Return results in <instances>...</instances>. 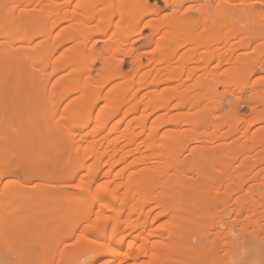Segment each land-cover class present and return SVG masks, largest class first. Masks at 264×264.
Wrapping results in <instances>:
<instances>
[{"label":"bare ground","instance_id":"1","mask_svg":"<svg viewBox=\"0 0 264 264\" xmlns=\"http://www.w3.org/2000/svg\"><path fill=\"white\" fill-rule=\"evenodd\" d=\"M114 1L115 0H104V3L102 4V8H100L101 13L99 12V9H98L99 14H103L105 12L104 11L105 9H103V8H106L107 4H108V6L110 4H111V6H113ZM119 1H121V0H119ZM132 1L133 0H127V2H128L127 3L126 0H123L121 2V5H124L126 3L128 6V4L132 3ZM139 1H143L142 3H144L147 0H139ZM163 1H165V4L167 6V10L168 11L170 10L171 16L170 17H164L163 22H164L165 32H164V34H162L163 36H160V38L155 37L153 39L154 44H151V45L156 44V47L158 48L157 50H159L161 52V55H159L157 57L149 55L150 61H149L148 65H143L141 57L139 55H137V56L135 55L136 58H135V61L133 63L132 70L128 75L126 74L125 78H127V79L125 80V78H124L125 81H123V82H118V83L114 82L115 84L112 85V87H110V89L107 88L108 91H106L105 87L103 88V85L100 86V84H103V83L107 84V82L109 83V80H110L109 77L111 76V74H110V76H106L105 79L101 78L102 80L101 79H100L101 81L99 80L100 83L97 81L99 86H100V87L99 86L98 87L103 88V90L100 91V93H99V90H98V93L95 92V87H94L95 81H93L90 78H89V80L91 82H89V83L94 82V84L92 85V84H85L84 83L86 85V86H84V84H83L84 88L82 87V85L78 84L79 82L76 84L74 83V85L75 86L77 85V87H78V85H80L79 89H81V88L83 89V90L82 89L80 90V91H82L81 92L82 95L78 96V97H80L79 99H76L77 96L75 95L76 97H73L72 100H69L70 102L68 101V103H65L66 106H63L62 115L68 121L76 113L80 114V115L90 116L88 120L83 119V122L84 121L85 122L81 125V127H80L81 130H79V132H78L79 136L82 137L81 141L78 142V140L76 138L77 137L76 134H74V133H71V135L68 134L69 135L68 138L71 139V143H73L72 145H74V149L76 150V155H78L77 159L80 158L79 161L82 160L80 162L81 166L73 168V170L70 173L71 174L70 177L76 176L86 166V162L88 161L89 158H92L91 161L93 159H95L92 161L93 163H95V165L92 164L93 165V167H92L91 164H89L90 166H88V167H90L91 169L94 168L96 170V172L98 171L96 173L97 174L96 175L97 180H95V177H94L95 175H93V174L91 175V178L93 176L94 177L93 179L95 181H98L99 179H101V181L96 185L95 184L96 182L93 183V179L88 180L89 182L91 181L92 183H88V182L86 183L85 182V184H80V185H78V187L82 190H85V191L87 190L88 192H93L94 189H95V191L96 190L99 191V194L98 193L97 194L100 195L101 200L104 199L103 201H105V202H103L104 204L100 210L101 217H103L106 213H108V210H116L115 204H116L118 195L116 196L115 191L111 192V190H110L111 186H112L111 182H113L112 180L115 179L116 183L121 182L122 185L125 184V186L127 187V192H125L127 194L125 195L126 197L124 198V201H122V202H123V205L125 207H127V206L129 207L128 212H130V213L127 214V216H123V215L117 216L116 223H115L110 235L106 233L107 230L103 229L102 231L100 230L101 231L100 233H102V234L99 233L101 235V237L99 234L96 236L97 241H96V239L94 241V238L89 239V242H91L90 240H92V242L90 244H88L86 242L87 244L86 245L84 244L85 246H82V245L76 246L74 250H72L71 248L68 247V250L66 251L68 253L66 254V256H63L62 254L60 255L62 257V259H64V261H62V264H64V263L69 264L71 262L75 264L76 262H79L82 259H84V255L86 252H89V249L94 247V248L99 250L100 244L106 245L107 240L111 241V243H112L115 241V239H119V237H121L125 234H126L125 238L128 236H131L130 238H133V239L130 241L128 248L126 249L125 252H123L121 254V256H119V257L116 256L118 253H121L122 251L119 250V248L118 249L114 248L113 246L109 247L110 248V249H108L109 251L102 249L101 251H99L97 253V256L99 257V256H103L106 254H113L115 259L110 260L111 262L110 261L106 262V264H212L221 255H223L225 252L229 253V251H228V250H230L229 244L232 242V239L230 238V234L235 229V225L232 224V221H228V220L226 221L224 219V216L227 215L228 213H224L225 215H223L220 212L221 210L216 211V208H219L220 205H222V207H221V209H222V208H224V205L226 206L227 203L230 204L231 200L235 199L234 202L237 204V206L240 207V212H242L243 209L246 211L245 218L243 217V219L241 218L240 220H242V222H248L249 219L253 218L255 215L258 214V212L261 210V206L264 205V194L260 193L261 192L260 190L264 189V180H262V178L264 177L263 172H262L263 177L261 178L262 181H259L261 186H262L261 182L263 183L262 189H261L260 185H255L256 183L258 184V182L253 183L254 185L249 184L248 181L251 179V177H249L250 179L248 177H246V178H248V180L243 181L246 179V178H242V177H244V175L241 177V176H238V174H237L239 179H237V178L236 179L239 181L232 179L233 178L232 176L233 175L235 176L234 172H236L234 170H238L239 167L233 168V164H228L225 161L227 163L226 164L223 162L224 160L223 161L221 160L222 161V163H221L218 160L219 158L216 159V157L219 155H217V156L214 155L213 154L214 150L210 152V149L208 147H206V149H204V150L200 149L201 151H196V153H195V157L199 159V160L197 159V161H199V162L201 161V163L189 164L188 168L185 169L184 168L185 163H184V160H182L183 158H179V156L177 155L178 153L176 154V152L174 150V146H176L177 141L182 140V139H180L181 136L179 137L180 133L178 132L179 133L178 135L175 133L179 130L175 131L174 133L169 132L170 134L166 133V134L162 135V133L158 134V132L156 130L157 127L155 128V126L153 125L154 129L152 127L151 130L149 131V133L146 132L147 127L149 126L148 120L150 118H152V116H154L155 114H158V115H156V118L158 116V120L160 119L159 122H162V121L166 122L167 119L162 118V117H165V115H167L168 113H171V111L173 109L175 110L178 108L177 109L178 111L183 109V112H185V113H186V110L184 111V109H187L188 111H190V110L194 111L195 110L197 112H201V111L203 112V110L206 111L205 109H207V106L210 105V104L207 105L205 103L204 104L202 103L203 102L202 100H204V98H205L202 96L204 94V92H203V94H201V96H199L198 94H196V95L193 94L194 96L192 95L193 96L192 97V96H190L191 93L188 96V92H190L192 89L190 84H192L193 82H196V83H199L197 85L200 86V85L206 83V82H204L205 80L202 79L201 76L196 78L197 77L196 74L198 73V75H199L200 73L199 72L196 73V71L193 67L187 66V67H183V70L181 69L180 74L179 73L176 74L175 68H174L175 63L177 65L176 58L172 57V56H167V54L164 52L165 51L164 49H167V46L169 45L168 43L170 41H174V40L176 41V38L180 37L182 31H184L186 33L188 32V30L185 28V27H188V25L186 24V17H185V13H184L186 11L187 7H186V9H184L185 6H183L184 5L183 2L185 0H182L181 2H177V4L172 2V0H163ZM202 2L197 3V4H199V6L198 5H196V6L198 7L201 14H203L204 11H206V13L209 14V11H211V10H209L208 8L213 9V7H214L211 5L212 2H210V0H208V1L204 0ZM228 3H230V2H228ZM228 3L221 1V3H219L217 5V7H214V8H219V9H221L223 14H226L225 7L228 5ZM224 4H226V5H224ZM248 4L251 5V7H254L253 5L255 4V2L251 1ZM26 6L29 7L28 5H26ZM157 6L158 5L156 4V6L154 5L150 8L148 7L149 9L147 8V11L149 12V10H151V11L153 10V11L157 12V9L159 7V6L158 7ZM24 7L25 6H21L20 4L14 5V3H13L12 6L11 5L9 6V8L6 7L7 10L5 11V9H2L1 5H0V117L2 119V117L5 115L10 116L9 113L16 111V110L17 111L15 113H18L19 110L21 109L20 106L22 107L25 104V109L27 110V114H28L29 119L32 120L31 122H33V124L35 123L41 129V130H39V128L36 129L39 131L38 134L41 133L40 135H38V140L40 141L39 143H41L40 145H42L41 146L42 150H40V151L38 150L39 152H37V153H39V154H37V155H39V159H41L42 161L39 160V162H41L42 165H43V162H45V163H46V161H48V163L50 162L49 164H47V163L44 164V166L46 165L45 167H47V166L50 167V164L53 163V164H51V165H53V168H52L53 170H51V172H49V173L51 175H53L55 178V175L59 176V174H61L59 172H61L63 170L62 168H64V166L66 168V165L70 162V160H71L70 154L65 153V151H68L66 149L63 151L61 150L64 153L56 152V149L58 148V146H57L58 142H60L59 140L61 139L62 136L60 137L58 135L59 134L58 132L57 133H56V131L54 132L53 130H55V129H52L51 128L52 126H50L49 124L48 125L50 128H48V129H52V131H46V130L44 131L43 128H41L42 127L41 122L46 117L44 111L50 110L51 108L48 109V106H46V108H47L46 109L44 107L47 103L46 100H37V101H34V100L37 96L36 92L37 91L39 92L40 89H41V91H40L41 93L39 95V98L38 97L37 98L38 99L42 98V96H41L42 88H44L47 92L50 89L51 96H53L54 93L56 95L57 89L59 90L58 87H60L62 82H63V80H61V79H63L62 77H60V79H58V80H55L56 82L52 81L51 77H52L53 72H51V75L49 74V76L48 75L46 76V74H42V73L46 72L49 67H51V65H50L51 59H47V58H52L51 56L54 55L53 49L50 50V48H49V42L52 41V39H53V44L54 43L56 44V42H54L53 37L56 38L59 35H61L63 32L61 29L59 31V33L55 34L56 35L55 36L53 34V32L51 33V31H53L55 29L56 24H52V25L51 24L50 25L44 24L43 26H39V24H37L38 22L37 21L35 22L33 20L34 16L31 17L33 19L30 18L31 19L30 23L35 22L34 23L35 25L33 24V26H31V27L27 26V24L23 21L24 16L35 15L36 10L38 12V8L36 9L37 6L33 7V8L29 7L30 9L26 8V7L24 8ZM120 7L123 8V6H119V8ZM124 7H125V5H124ZM206 7H208V8H206ZM108 8H110V7H108ZM189 8L192 9L193 6H190ZM39 10L41 11V13H42V11H44L41 9H39ZM45 10H46L45 12H47L46 8H45ZM49 10H50V8H49ZM109 10H112V9H109ZM109 10H106L107 13L109 12ZM34 11H35V13H33ZM40 11L38 12V14H40ZM118 11H119V14L122 16L123 12H121V10H119V9H118ZM214 11H215V9H214ZM129 12L132 13L131 11H129ZM144 12H146V9ZM159 12H161V11L158 10L157 13L159 14ZM31 13H33V14H31ZM130 13H129V15H130ZM166 13H168V12H166ZM259 13L263 14L261 10L259 11ZM38 14H36V15H38ZM211 14H212V12H211ZM211 14L209 15L210 18L212 16ZM135 15L136 14H134V16ZM39 16H42V17L45 16L46 17V15H39ZM227 16L230 18L233 17L229 14H226V20L228 18ZM129 17L130 16H128V18ZM205 17H207V16H205ZM205 17H204L203 21H205ZM103 18H104V16H103ZM138 18H141V17L139 16ZM138 18H136V19H138ZM210 18H208L210 22L215 21V20H213V18H211V19ZM35 19H37L36 16H35ZM63 20H64V18H63ZM129 20H130V18H129ZM136 21H138V20H136ZM218 21H220V20H218ZM218 21H216V24L218 23ZM41 23H43V22H41ZM120 23L121 22H119L118 25H125L126 22L123 24H120ZM134 23H132V24H134ZM149 23L151 24V22H149ZM204 23L205 22H203L202 24L204 25ZM221 23L222 24L220 26L218 25L219 26L218 31H219L220 36H221L220 38H222V35H224L225 33L229 32L231 30L235 31L239 34L240 33L246 34L247 31L249 32V29H247L246 27L245 28L240 27L239 23L235 24L236 22L234 23L232 21L230 22L229 20H227V23H226V21L223 20V21H221ZM48 24H49V22H48ZM207 24H209V23H207ZM63 28H65V27H63ZM118 28L120 29L119 26H118ZM181 29H183V30H181ZM122 30L123 29L121 28V31ZM209 30H211V29H209ZM191 31L194 32L193 28ZM218 31L216 30V33ZM120 32H118V34ZM115 33L117 36V31ZM13 35H16V37L14 38ZM52 35H53V37H52ZM204 35L203 34H202V36L200 35L201 39L204 37ZM37 37L38 38L40 37V38L37 42H35L34 39ZM193 38H196V37H193ZM71 39L70 40L68 39L67 42L71 41ZM201 39L199 41H202ZM203 42H204V40H203ZM63 43H65V42L63 41ZM235 43L236 42L234 39V41L231 44L233 45ZM53 44H50L51 48H53V46H52ZM57 44H58V42H57ZM111 44H113V45H111ZM111 44H109V45L114 46L115 43L112 42ZM199 44H200V42H199ZM227 44H228V42H227ZM61 45H62V43H59L58 45H56L57 47H55L54 50L56 48L60 47ZM63 45H65V44H63ZM75 45H73L74 47L72 46V48H74V49L71 50L70 47H69V49L71 51H74L75 49L78 50L79 49V48H77L78 45H76V46ZM116 45H117V43H116ZM77 50L74 51V52H76V53H74L75 55L73 54L74 57L71 55L72 53L70 51H67V53H66V50L62 51V53L60 52L61 56L60 55L59 56L61 58L57 56V58H60L57 60L60 63L61 61H65L66 59L68 60V57L71 56L70 59H73V60H72V66H70V69L73 68V71L75 69V71L77 72V71H79V69H81L80 65H83L81 63L82 62L81 59L83 58V55L81 56L80 52H81V54L82 53L84 54V52H82V50L80 52H77ZM84 50H85V47H84ZM68 53L70 55H68ZM193 53H194V51H193ZM62 55L64 56V58ZM107 55H108V53H107ZM192 55H194V54H192ZM240 55L241 56H239V55L237 56L238 61H240L239 59H242L243 54H240ZM65 57H67V58H65ZM110 57L111 56H109V57L105 56V59L103 58L105 60L106 64L110 65L111 61L113 64H116V61L114 63L115 59L113 58V56H112L113 60H111L112 58H110ZM182 57H183V63H185V64H187L191 60H194V59H192L190 54L189 55L185 54V56H182ZM182 57H180L181 61H182ZM28 58L33 60L34 62L36 60V62L34 64H31V63H33V61L30 62V64L33 66L29 67V59ZM26 59H28V60H26ZM116 60H118V59H116ZM55 61L56 60H54V62ZM233 61H235V60H233ZM64 63H66V62H64ZM69 63H71V62H69ZM112 63L107 68L110 73H113V71H111V67L112 68L114 67V65H112ZM54 64H52V65L54 66ZM118 64H116L115 66L117 67ZM102 65H103V67L106 66L104 64H102ZM119 66H120V64H119ZM238 66H239V64H238ZM60 67H62V66L60 65ZM56 70L58 73L60 72L58 69H55V71ZM197 71H198V69H197ZM216 72L217 71H212V72L209 71L207 74L211 77L217 76ZM39 73H41L42 76L39 77L36 75V74L40 75ZM115 73L116 72L114 71L113 74H115ZM78 74L79 73H74L73 76L77 77ZM118 74L123 75L125 73L122 74L119 70ZM64 75H66V74H64ZM116 75L117 74H115L114 77H116ZM201 75H203V74H201ZM204 75H206V73ZM208 75H206V76H208ZM246 75H248V74L246 73ZM246 75L244 76L245 78H246ZM36 76H37V78L39 77L38 80H37ZM61 76H63V75L61 74ZM67 76H68V74H67ZM85 76L87 77L88 74H86ZM63 77H65V76H63ZM86 77H85V81H86ZM249 77H251V76L249 75ZM23 78H24L25 83L26 82H28V84L30 83L34 88V89L32 88V90H31V92H33V93H30V94H33L34 96L36 95L34 100L30 98L28 100H25L24 104H22L20 102L22 100V95H24V94H23V91L20 89V86H19V81L22 80ZM78 78H80V76H78ZM66 80H68V78H66ZM223 80L225 81V83H227L229 79L227 78L226 80L225 79H223ZM230 80H229V82H230ZM71 81H73V80H71ZM85 81H83V82H85ZM117 81H118V79H117ZM208 81H210V80H208ZM52 83L54 85H52ZM196 83H195V85H196ZM70 84H72V82ZM206 84H208V83H206ZM49 85H51L52 87L50 88ZM62 85H64V84H62ZM61 87H63V86H61ZM70 87H71V89L69 91ZM70 87L67 88L68 91L66 89V93L64 95L62 94L63 97L71 96L70 94L77 91L76 87H74L73 89H72L73 86H70ZM194 88H196V87L194 86ZM193 91L195 92L197 90H193ZM234 91H235V89L232 92L233 94H234ZM47 92H46V94H47ZM197 92L202 93V91H200L199 89ZM33 95H31V97H34ZM204 95H206V94H204ZM48 96L49 95H47V99H48ZM51 96L49 97L50 99H48V100L52 102ZM63 97L62 96L57 97V99L60 98V100H63L64 99ZM206 98H205V100H206ZM74 99H76V101L72 102V101H74ZM174 99H177L176 100L177 102H175ZM102 102H104V103H102ZM62 103H63V101H62ZM59 104H60V102H59ZM59 104H58V106H59ZM219 105L220 104H218V106ZM58 106H56V107H58ZM60 106H59V110H60ZM49 107H51V105ZM56 107H54V108L56 109ZM212 108H214V107L212 106L211 109ZM216 108H214L215 110H213L212 112H214V111L216 112V110H217ZM211 109H209V110H211ZM24 111H25L24 109H23L22 113L20 111L19 115H17L18 117L17 116L16 117L21 120V116L23 115ZM108 111H109V115H108ZM193 111H191V113ZM94 112H96L95 116H94ZM181 112H182V110H181ZM232 112H234V111H232ZM56 113L57 112L55 111V114L51 113V115L54 116V115H56ZM189 113L190 112H188L187 114L189 115ZM20 114H22V115H20ZM204 114H201V115H204ZM13 115L15 116L16 114H13ZM181 115H179V116L182 117ZM201 115H198L199 117L198 116L193 117L194 119L198 118L195 120V122L197 120H199V118H201ZM14 116H11V117H14ZM118 116H120V117H119V119H117V122H116V120H115V122H113L114 119L117 118ZM175 116H177V115H175ZM179 116H178V118H179ZM235 117L237 118L238 116H235ZM52 118L49 119V123L55 125V122L57 123V121H55ZM55 118H56V116H55ZM161 118L164 120H161ZM183 118H184V116H183ZM236 118H234V120ZM240 118L241 117L237 118V120L238 119L240 120ZM7 119H9V118H7ZM23 119L26 121L24 116L22 117V120ZM61 120H62V118H61ZM186 120L189 121V119H186ZM190 120L192 121V118ZM244 120L246 121V119H244ZM257 120L258 119H256L253 122H256ZM27 121H28V119H27ZM128 121H129V123H126ZM191 121H189V123L194 125L195 122L192 123ZM241 121H242V119H241ZM248 121H250V120H248ZM22 122L24 123V121H22ZM22 122L21 123L18 122V123L23 125ZM62 122H64V121H62ZM72 122H74V121L71 120L70 123H72ZM94 122H95V124H93ZM125 123L127 124V126H124ZM92 124H93V127L91 126ZM252 124H254V123H252ZM61 125L64 126L65 122L63 124L60 123V126ZM56 127L59 128V125ZM86 127H88V128L91 127V128L88 130ZM136 127H139L140 131H138L136 129ZM63 128H65V127H63ZM68 129H70V128H68ZM61 130H63V129L61 128ZM70 131H71V129H70ZM212 133H210V134H212ZM2 135L5 136V135H7V133H2ZM8 136H6V137H8ZM40 136L42 137L43 140L40 139L41 138ZM212 136H214V135H212ZM206 139L210 140V138H206ZM41 140H42V142H41ZM174 142H176V143H174ZM86 144H88V148H89V153L87 155H85L87 149L84 150V148H83L84 145H86ZM21 145H22V143H21ZM0 147H1V145H0ZM59 147H61V145ZM231 148H232V145H231ZM237 148H238V146H237ZM237 148H235V149H237ZM58 149H60V148H58ZM240 149H241L240 151H238V150L235 151L234 149H231V150H234L236 152L235 153V154H237L236 158L239 156H242V154H243V148H240ZM2 150H3V148H0V155L2 153ZM12 150H13V147H12ZM14 150L18 152V150H20V148L19 149L15 148ZM244 150H245V147H244ZM24 151H25V149H24ZM24 151H22V152H24ZM237 151H238V153H237ZM22 152L21 153L9 152V154L7 152H4L5 158L7 157L6 153L9 155V158L7 157L8 159H6V160H3L2 158H0V166H2L3 163L4 164L10 163L9 165H12L11 166L12 168L8 165L9 166L8 169L6 167V168H4V171H1L3 166L0 167L1 168L0 169V171H1L0 176H2L4 174V172H5V174L6 173L9 174L11 172H12V174H14L12 171V169L15 170L14 168L18 169V168H20V166L22 168L26 167V165L28 164L27 161H29L28 160L29 159L28 153H25V152L22 153ZM230 152L231 151H229V153ZM4 153H2V154H4ZM10 154H12V155H10ZM253 155H251L254 157L253 159L257 160V162L253 161L255 163V165L258 163L259 165H261V167H264V151L258 152L256 155L255 154H253ZM119 156L121 157L120 161L124 164V170L122 169V171L117 173V172H115V168L119 162H117V161L115 162L112 160L114 158L119 157ZM247 157L245 156L242 159V166H241L242 170H243L242 172H244L245 170L247 171L248 170L247 168H249L251 166V164H250V166L248 167L249 164L247 162ZM248 158H251V157H248ZM34 160H36V158ZM91 161H90V163H92ZM217 161L219 163H217ZM37 162H38V159H37ZM41 163H39V164H41ZM96 163L98 165H96ZM100 163H102L101 167L99 165ZM230 163H232V160ZM13 164L15 165L14 168H13V166H14ZM87 165H88V163H87ZM108 165H109V167L111 166L110 169L107 167ZM186 165L187 164H185V167H186ZM4 166H6V165H4ZM96 166H98L100 168V170L96 169L97 168ZM252 166H253V164H252ZM245 167H246V169H245ZM6 169H7V171H6ZM21 170L22 169H20L19 171H21ZM23 170L27 171L26 168H24ZM48 171H50V170H48ZM239 171H241V170L239 169ZM57 172L59 174H56ZM93 173H95V172H93ZM126 173H128V175H129L127 182H125ZM259 173H260V170H259ZM99 174H100V176H99ZM43 175H45V173ZM46 176H48V175H46ZM97 176H98V178H97ZM49 177H50V175H49ZM46 179H47V177H46ZM52 180H53V178H52ZM247 182L250 186H254L257 188L259 186V188H258L259 192L257 191V193L254 192V194H253L254 197L256 196V198H254V200L251 198L249 199L246 196H240V197L236 198L234 196L235 192L239 193V191H243L245 189L249 190V188H251L250 190H252V188H254V187H250V186L246 185ZM39 185L37 184V186H39ZM43 185H44V183H43ZM50 185L51 184L46 185V191H47V188H49L50 191H53L52 189L55 188L53 185H51V186ZM44 188H45V186H44ZM27 189L30 190L29 188H27ZM55 189H57V188H55ZM13 190H14V188H13ZM11 191H9L7 193L14 195V198H13V196H11L9 194V196H11L13 198V200L9 199L10 201L9 200L8 201L11 203H9L7 205H10V204H12V205H10L9 209H7L8 207L6 206V209L8 210V211H6L7 212L6 215L3 214V212H2V214L4 216H6V217H4V219L5 218L8 219L7 223L14 226L13 227L14 231L10 230L11 226L9 227L10 229L7 230V232L12 231V233H11L12 236L15 235L16 237H23V236L28 237L27 234L30 232L29 229L34 230L35 227L37 228V230L35 228L34 231L37 232L40 229H41L40 231H43L42 227H40V229L38 230V227L36 226L38 224H41V226H42V224L48 225L46 227V229L49 228V225H50V227L56 226V222L58 221L57 219H59V218H57V216H58L57 212L58 211L56 210L57 209L56 200H55L56 206L54 205V207H56V209L54 207L53 208H47V210H45L43 212L39 211L40 213L38 215L31 216V217H34V218H31V220H32V222L35 223V227L33 226V223L28 224V220L26 222L27 223L26 228L21 226L22 223H20L21 225L19 224V222H21L20 221L21 216H18V213L16 214L14 212V210L16 211L19 208V207H17L18 204H16L17 206L14 204V200H16V202L19 200L22 202L24 199H22V200L19 199L20 196L22 195L21 197L24 198L25 194H29V193L25 192V194H24V192L17 191L19 193L18 194V193H14L15 190H14V192L13 191L11 192ZM0 192H3V191H0ZM31 193H34V192H31ZM31 193H30V195H31ZM36 193H38V195H39L40 193H42V191L39 190ZM0 195L2 196V194H0ZM16 196L17 197L19 196L18 200L16 199L17 198ZM27 196H29V195H27ZM242 197L246 198V201H245L246 203L249 202L248 200H250V203L245 205L246 204L244 202L245 199H243ZM29 198H31V197H29ZM42 198H44V197H42ZM41 199H38L37 201H39V203H41L40 202ZM26 200H28V199H26ZM72 200H74V199H72ZM8 201H6V202H8ZM20 201L17 203H20V205L22 204V206H23L24 203H21ZM29 201H31V200L29 199ZM23 202H25V204H24L25 206H23V208H21V209L24 210L25 208L28 207L26 204H28L30 202H27V201H23ZM68 202L71 203V200L69 199ZM234 202L232 201V205L231 204L227 205V207L229 208V206L235 205V204H233ZM59 203L61 204L63 202H59ZM1 204H3V203H0V209H4L5 205L3 206ZM31 204L34 205L35 202H31ZM217 204L219 205L218 207H217ZM33 205H31V206H33ZM63 205H66V203L64 202ZM45 206H47V205H45ZM215 206H216V208H214ZM49 207H51L50 204H49ZM227 207H225V208H227ZM43 208L45 209V207H43ZM77 208H79V209H77ZM77 208H76L77 211L82 210V207H77ZM6 209H4V211ZM33 209L30 208L29 210H33ZM70 209L68 210L69 211L68 213L66 210L67 218L69 217V219L70 218L75 219L76 216H79L78 212L75 213V211H73L72 209L70 210ZM19 210H20V208H19ZM61 211H63V209L62 210L60 209L59 212H61ZM71 211H73V212H71ZM222 211H223V209H222ZM23 212L25 215L27 214V213H25L27 211H23ZM23 212H22V215H23ZM29 214H31V213H29ZM116 214H119V213L116 212ZM84 215H86V216L88 215L87 216L88 218L86 217L87 221L88 220L91 221L93 219L92 218V211H90L88 214H84ZM242 215H244V214H242ZM16 216H18V217L16 218ZM114 216H115V214H114ZM114 216L112 215V217H114ZM237 216H235V218ZM1 217L2 216H0V218ZM12 217H15V219H12ZM97 217H99V216H97ZM23 218H27V217L23 216ZM238 218H240V217H237V219ZM23 221H25V220H23ZM5 222H6V220H5ZM61 223L62 224L64 223V225H65V222H61ZM187 224H190L193 228H195V230L193 229L194 232H191L192 234L187 231V227H188ZM23 225H24V223H23ZM7 228H8V226H7ZM51 229L52 228H50V230ZM86 229H89L88 231L91 232L90 231L91 228L88 227ZM33 230H31V231H33ZM184 230L187 231L188 233H186ZM3 231L4 230L1 229V232H3ZM51 231H53V230H51ZM88 231H86L84 233V235H86L84 237H87L90 234ZM13 232H14V234H13ZM72 232H74V230ZM6 233H4V236ZM33 233H34V235H36L35 232H33ZM46 233H49V231ZM41 234H44V232L43 233L41 232ZM41 234L38 236L40 237ZM91 234L93 235V232ZM11 235H9V237ZM34 235H31V236H33L35 239L39 238V237H35ZM46 236H47V234H46ZM14 237H12V238H14ZM50 237H52L51 234H50ZM89 237H92V236H88L87 239ZM2 238H3V236H2ZM4 238H6V237H4ZM4 238H3V240H5ZM10 238H8V239L10 240ZM22 239H25V237L21 238V241L25 242V240H22ZM57 239L54 241L55 243L56 242L58 243L59 240L57 241ZM123 239H124V237L122 238V240ZM9 240H8V242H9ZM31 240H33V239H31ZM261 240L264 241V239H261ZM5 241H7V239ZM16 241H19L18 244L22 243V242H20V239H18ZM216 241L221 243V245L218 246ZM9 243H11V242H9ZM13 243H11V244L13 245ZM25 243H27V242H25ZM92 243H94L95 245L94 244L92 245ZM28 244H29V242H28ZM30 244H31V246H34L33 242H31ZM68 244H70V243H68ZM53 246L54 247H52L51 255L54 254L55 247H57V249L59 248V250L61 249L56 244L55 245L53 244ZM64 246H62L63 249H64ZM77 247L80 249V251H76ZM26 248H28V247H26ZM53 249H54V251H53ZM57 249H56V251H57ZM69 249H71V250H69ZM30 250H33V248H31ZM25 251H26V249H25ZM35 251H36V249H35ZM42 251H43V248H42ZM56 251H55V253H57ZM31 252H33V251H31ZM62 252H63V254H65V251H61V253ZM23 253H24V251H23ZM26 253H27V251H26ZM43 254L46 257V251ZM54 255H57V254H54ZM27 256H25V257H27ZM50 259H52V258H50ZM55 259H53L54 262H51V263L48 262V263H50V264L55 263ZM58 259H57V261H58ZM60 260H61V258L59 259V263H60ZM94 261L95 260L90 259L84 264H93ZM46 263H47V261H46ZM40 264H42V263L40 262ZM57 264H58V262H57ZM101 264H105V263L102 262Z\"/></svg>","mask_w":264,"mask_h":264},{"label":"rangeland","instance_id":"2","mask_svg":"<svg viewBox=\"0 0 264 264\" xmlns=\"http://www.w3.org/2000/svg\"><path fill=\"white\" fill-rule=\"evenodd\" d=\"M118 1L119 0H117V1L115 0L113 2V6H111L110 3H109L110 4L109 6L107 4L106 8H103V9H105L104 10L105 12L103 14H99V12H100V8H102V4L104 3V0H1L0 1L1 8L5 9V11L7 10L6 7L9 8V6L10 5L12 6L13 3H14V5L20 4L21 6H25L26 8H29V7L33 8V7L37 6L36 9L38 8V12L40 11L39 9L44 10V11H42L43 14L41 13V11H40V14H38V12L36 10V14H38V15H36V14L31 15V14L35 13V11H34L33 13L30 14L31 16H24L23 21L29 27L33 26V24L37 21L38 22L37 24H39V26H43L44 24H46V25L56 24L55 29L53 31H51V33L53 32L54 35L56 33H59V31L62 29L63 33L61 35H59L58 37L55 38L52 35V37L54 38V42H56V44L55 43L53 44V39H52V41H50L51 43L49 42V48H50V50L53 49V52H54V55L51 56L52 58H47V59H51V63H50L51 67H49L46 72H44V73L41 72V73L46 74V76L47 75L49 76V74L51 75V72H53L52 73L53 78L51 76L50 77H51L52 81H54V82H56L55 80H58V79H60V77H62L63 79H61V80H63L62 84H64V85L61 84V86H63V87H61V86L58 87L59 88V90L57 89L58 92L56 91V95L54 93L53 96H51L49 88H48L49 89L48 92L44 88H42V94H41L42 98L38 99L39 95L41 93L40 92L41 89L39 90V92L38 91L36 92L37 96L35 95L36 96V98H35V96L33 94H30V93H33V92H31L33 86L30 83L28 84V82L25 83L24 78H23L22 80L19 81L20 89L23 91V94H24V95H22V100L20 102L22 104H24L25 100H28L30 98L33 100L35 98L34 101L46 100L47 103L44 107L46 108V106H48V109H50V108L51 109L44 111L46 117L44 120H42L43 123L41 122V124H42L41 128H43L44 131L45 130L46 131H52V129H55L53 131L54 132L56 131V133L58 132L59 133L58 135L60 137L62 136L61 139L59 140L60 142H58V145H57L58 148H60V149L57 148L58 150L56 149V152L64 153L62 151L66 149L68 151H65V153L70 154V158H71L70 162L66 165V168L64 166V168H62L63 170L61 172H59L61 174H59L57 172L56 174H59V176L55 175V178H54V176L49 173V172H51V170H53L52 169L53 165H51L53 163L50 164V167L47 166L48 167L47 168V167H45L46 165L44 166V164H46V163L49 164L50 162L49 163H48V161H46V163L43 162V165L41 162H39V160H41V159H39V155H37L39 153H37V152L42 150L41 149L42 145H40L41 143H39L40 141L38 140V135H40L41 133L38 134L39 131L36 129L37 128H39V130H41V129L35 123L33 124V122H31L32 120L29 119L28 114H27V110L25 109V104L22 107L20 106L21 109L19 110V112L21 111V113H22L23 109L25 110L24 111L25 113L23 112V115L20 114V115H22L21 120L17 118L18 117L17 115H19V112L15 113L17 110L10 112L9 113L10 116L5 115V116H3L4 118L2 117V119L0 117V145H1L0 148H3V150H4V151L2 150V153H4V152H7L8 154H9V152L21 153L25 149L24 152L28 153V158H29L28 159L29 161H27L29 165L27 164L26 167H24V168H26L27 171H24L23 170L24 168H22L20 165H19L20 168L17 167L18 169H16V168H14L15 165L13 164L14 165L13 168L15 170L12 169V171L14 174H12V172L9 174H7V173L5 174V172H4V174L2 176H0V191H3V192H0V194H2V196L0 195V199H1L0 203H3L1 205H3V206L5 205L4 209H6V206L8 207L7 209H9L10 205H12V204L7 205V204L11 203V202H9L10 201L9 199L13 200L14 195H11L10 193H7V192H9L11 190L13 192L15 190L14 193H18L17 191H19V192H24V194H25V192H26L29 194H25L26 197L24 196V198L21 197L22 196L21 195L19 199H21V200L24 199L23 201L30 202V203L26 204L28 206V207L26 206L27 208L24 207L25 208L24 210L21 209V208H23V206H25L24 205L25 202H23V201L21 202L19 200L21 203H24L22 206V204L20 205V203H17L19 201L16 202V200H14V204L15 205L18 204V206L17 205L16 206L20 208V210L18 208V210H16V211L14 210V212L16 214L18 213V216H21L20 217L21 222H19V224L22 223V225L20 224L21 226L26 228V224H27L26 222L28 220V224L33 223V226L35 227V223L32 222V220H31V218H34V217H31V216H36L40 212L47 210V208H53L55 205V200L57 203V206L55 205L57 207V209H56V207H54V208L58 211L57 212V214H58L57 218H59V219H57L58 221L56 222V226H54V227L53 226L50 227V225H49V228L46 229V227L48 225L42 224V226H41V224H38V225H36L38 227V230L40 229V227H42L43 231H40L41 229L37 232L34 231L36 227L35 228L33 227L34 230L31 229L33 231H31L29 229V231L31 233L29 232L27 234L28 237L23 236V237H25V239H22V240H25V242H27V243H25L24 241L23 242L21 241V238H23V237H16L14 235L16 237L15 238L14 236L11 235L12 231H14L13 230L14 226L7 223L8 219L7 218L4 219V217H6V216L3 215V214L6 215V213H7L6 211H8V210L6 209L4 211V209H0V211H1L0 216H2L0 218V221L2 220L0 222V233H1L0 234V264H40V262L42 264H50L51 262H54L53 259H55V258H56L55 263H52V264H57V262H58V264H60V263L62 264V261H64V259H62V257L60 255L62 254L63 256H66V254L68 253V252H66L68 250V247L71 248L72 250H74L76 246H80V245L85 246L87 243L90 244L92 242V240H90L91 242H89V239L94 238V241H95V239L97 238L96 236L103 229L107 230L106 233L110 235V233H111V231H112V229L116 223L117 216H121V215L127 216V214L130 213V212H128L129 207L128 206L125 207L123 205V202H122V201H124V198L126 197L125 195L127 193H125V192H127V187L125 186V184H123L124 185L123 186L121 184V182L116 183V181L114 179L115 177L113 178L114 180H112L113 182H111L112 186H111L110 190H111V192L115 191L116 196L118 195L117 201L115 204L116 210H108V213H106L104 216L102 215L103 217H101L100 210L104 204L103 202H105V201H103L104 199L103 200L100 199V195H98L99 191L98 190L95 191V189H94L93 192H88L87 190L85 191V190H82L78 187V185L85 184V182L86 183L87 182L92 183L91 181L89 182L88 180H92L94 177H95V180H97L96 179V175H97L96 173L98 171L96 172V170L94 168L91 169L90 167H88V166H90L89 164H91L92 167H93L92 164L95 165V163L92 162L95 159H93L91 161L92 158H89L88 159L89 162L88 161L86 162V166L76 176L70 177V175H71L70 173L73 170V168L81 166L80 162L82 160L79 161L80 158L77 159L78 155H76V150L74 149V145H72L73 143H71V139L68 138L69 137L68 134H70V135H71V133L76 134V136H77L76 138H77L78 142L81 141L82 137L79 136L78 132H79V130H81V128H80L81 125L85 122V121L83 122V119L88 120L90 116L80 115V114L76 113L68 121L62 115L63 106H66L65 103H68L69 100H72L73 97H76V96H77L76 99H79L80 97H78V96L82 95V93H81L82 91H80L82 88L79 89L80 85H82V87L84 88V86H86L85 84H92V85L94 84V82L89 83V82H91L89 80V78L92 79L93 81H95L94 87H95L96 93H98V90L100 93V91H102L104 87L106 88V91H108L107 88L110 89V87H112V85H114L115 83L123 82L127 79V78H125L126 74L128 75L131 72L132 67H133V63H134L137 55H139L141 57L143 65H148V63L150 61L149 60L150 56L157 57V56L161 55V52L159 50H157L158 48L156 47V44L155 45H151V44H154L153 39L155 37L160 38V36H163L162 34H164V32H165L164 22H163L164 17H170L171 16L170 10L169 11L167 10V6L165 4V1H163V0H147L146 2L142 3L143 1L133 0L132 3L128 4V6L125 3L124 4L125 7H124V5H121V2L123 0H121L119 2ZM181 1L182 0H177V1L172 0V2H174L175 4H177V2H181ZM202 1H204V0H185L184 1L185 3L183 2V4H184L183 6H185L184 9H186V7H187V9L184 13H185V17H186V24L189 27V28L188 27H185V28L188 30V32L186 33L184 31H182L180 37L176 38V41L174 40V41H170L168 43L169 45L167 46V49H164L165 50L164 52L167 54V56H172V57L176 58L177 65L175 63V66H174L176 74L177 73L180 74L181 69L183 70V67H187V66L190 67L191 66L195 69L196 73L197 72L200 73L199 75H198V73L196 74V76H197L196 78L201 76L202 79L205 80L204 82L208 83V84H206L203 82L204 84L199 86V85H197L199 83L193 82L192 84H190L192 89L190 88L191 91L188 92V96L190 93H191L190 96H192L193 94L194 95L198 94L199 96H201V94H203V92H204V94H206V95L203 94L202 96L205 98L207 97V98H206V100L204 98V100H202L203 101L202 103L203 104L205 103L207 105L210 104L209 106H207L208 110L205 109L206 111L203 110V112L202 111L197 112L195 110L194 111L193 110L188 111L187 109H184V111L186 110V113H185V112H183V109H181L182 112H181V110L178 111L177 110L178 108L175 110L173 109L171 111V113H168L167 115H165V117H162V118L167 119L166 122H163V121L159 122L160 119L158 120V116L156 118V115H158V114H155L154 116H152V118H150L148 120L149 126L147 127L146 132L149 133V131L151 130L153 125L155 126V128L157 127L156 130H157L158 134L162 133V135L166 134V133L168 134L169 132L174 133L175 131L179 130L175 133L177 135L180 133L181 135L179 134V137L181 136L182 138L180 137V139H182V140H178L177 143L174 142V143H176V146H174V150H175L176 154L178 153L177 155L179 156V158H183L182 160H184V163L187 164L186 167L184 164L185 169L188 168L189 164L201 163V161L200 162L197 161L198 158L195 157V153H196V151H201V150L206 149V147H208L210 149V152L214 150L213 151L214 155H216V156L219 155V156H217V157L215 156V157H216V159L219 158L218 160L221 163L224 160L223 161L224 163L227 162L228 164H233V168L239 167L238 170H234L237 173L234 172L235 176L233 175L232 179L237 180V179H239L238 176L242 177L244 175V177H242V178L251 177V179L249 178L250 180L248 181L249 184H253V183L258 182V184L256 183L255 185H260L259 181L264 180V177H263L264 167H261V165H259L258 163L255 165L254 162H257V160L253 159L254 158L253 154L256 155L258 152L264 151V0H210V2H212L211 5L214 7H217V5L219 3H221V1L225 2V3L230 2L225 7V11H226V14H229L233 17L230 18L227 16L228 17L227 20H229L230 22L232 21L234 23L236 22L235 24L239 23L240 27H242V28L246 27L247 29H249V32L247 31L246 34H241V33L239 34L235 31L231 30L232 32L229 31V32L225 33L224 35L221 34L222 38H220L221 36H220V33L218 30H219V26L222 24L221 21L224 20L227 23L226 14H223L221 9L214 8V7H213V9L206 7L209 10H211V11H209L207 9L209 11V14H207L206 11H204L203 14H201V12L199 11V9L196 5L199 6V4H197V3H201ZM251 1L255 2V4L253 5L254 7H251V5L248 4ZM126 2H127V0H126ZM156 4L159 6V7L157 6L158 7L157 12H158V10L161 11V12H159V14L153 10L152 11L149 10V12L147 11L148 7L150 8L154 5L156 6ZM26 5H28L29 7H27ZM224 5H226V4H224ZM107 6L110 8H108ZM119 6H123V8L120 7L121 8L120 9ZM190 6H193V8L192 9L189 8ZM45 8L47 9V12L49 14L47 12H45L46 11ZM49 8H50V10H49ZM98 9H99V12H98ZM109 9H112V10H109ZM118 9L121 10V12H123L122 16L119 14ZM145 9H146V12H144ZM214 9H215V11H214ZM106 10H109V12L107 13ZM260 10L262 11L263 14L259 13ZM129 11H131L132 13H130ZM166 12H168V13H166ZM211 12H212V14H211ZM129 13H130V15H129ZM134 14H136V15L134 16ZM210 14L212 15L211 18H213V20H215V21H211L212 23L208 19V18H210V16H209ZM39 15H46V17L45 16L42 17ZM127 15L130 16L129 18L131 21L129 20ZM35 16L37 19H35ZM103 16H104V18H103ZM137 16L138 17L140 16L141 18H138ZM205 16H207V17L209 16V17L207 18ZM31 17H33L34 19ZM204 17H205V21H203ZM30 18L33 19L35 22L30 23V20H31ZM63 18H64V20H63ZM136 18H138V19H136ZM135 19L138 21H136ZM218 20H220V21H218ZM216 21H218L217 24H216ZM41 22H43V23H41ZM48 22H49V24H48ZM119 22H121L120 24H123L125 22L126 23H125V25H118ZM131 22L132 23L135 22V23L132 24ZM147 22L148 23L151 22V24L150 23L148 24ZM203 22L209 23V24L206 23L208 26L205 23L203 25L202 24ZM117 25L120 27V29L118 28ZM63 27H65V28H63ZM121 28L123 29L122 31H121ZM192 28H193L194 32L191 31ZM209 29H211V30H209ZM181 30H183V29H181ZM216 30L218 31L217 33L219 35L216 33ZM116 31H117V36L115 33ZM118 32H120V33L118 34ZM202 34L203 35L205 34V35L201 39ZM13 37L15 38L16 35H13ZM193 37H196V38H193ZM39 38L38 37L35 38L34 41L37 42L39 40ZM68 39L69 40L71 39V41L67 42ZM200 39L202 41H199ZM234 39H235L236 43L232 45L231 43L234 41ZM203 40H204V42H203ZM63 41L65 43H63ZM57 42H58V44L62 43V45L54 50V48L57 47L56 45H58ZM112 42L115 43L114 46L109 45ZM199 42H200V44H199ZM227 42H228V44H227ZM116 43H117V45H116ZM50 44H53L52 45L53 48H51ZM63 44H65V45H63ZM75 44L79 46V47L77 46V48H79V49L81 48L80 50L78 49L79 51L77 49H75V50H77V52H80L81 50H82V52H84V54L83 53L81 54V52H80V55L81 56L83 55V58H84V59L83 58L81 59L82 60L81 63L84 66L80 65L81 66L80 68L82 70L79 69V71H77V72L75 71V69L73 71V68L70 69V66H72V60H73V59H70L71 56H69V57L67 56L68 57V60L66 59L67 61L65 60V61H61L59 63V61L57 60V59L61 58L60 52L62 53V51H64V50H66V53H67V51H70L72 53L71 55L74 57V55H75L74 53H76V52H74L75 50L74 51H71V50L74 49V48H72V46ZM111 45H113V44H111ZM69 47L71 50L69 49ZM84 47H85V50H84ZM193 51H194V53H193ZM107 53H108V55H107ZM185 54H188V55L190 54L192 59H194V60L189 61L187 64L183 63V57L182 56H185ZM192 54H194V55H192ZM240 54H243V56H242L243 60L239 59L240 61H238L237 56L238 55L241 56ZM68 55H70V54L68 53ZM57 56L60 58H57ZM105 56L106 57L111 56L110 58H112V56H113V58L115 59L114 63L116 61V64H118V63L120 64V66L118 64L116 67L115 66L116 64H113L112 61L110 62V65H111V63H112V65H114L113 68L111 67V71H113V73H114V71L116 72L115 73V74H117L116 77H114L115 74L110 73L109 70L107 69L108 66H110V65L106 64V62L104 60ZM67 57H65V58H67ZM180 57H182V61L180 60ZM63 58H64V56H63ZM113 58L111 60H113ZM28 59H26V60H28ZM116 59H118V60H116ZM54 60H56V61L54 62ZM233 60H235V61H233ZM31 61H33V60L29 59V67L33 66L31 64H34L36 62V60H35V62L33 61V63L30 64ZM64 62H66V63H64ZM69 62H71V63H69ZM237 63L239 64V66ZM52 64H54V66ZM102 64H104L106 66L103 67ZM60 65L62 67H60ZM55 69H58L60 72L58 73L57 70L55 71ZM197 69H198V71H197ZM119 70L122 74L123 73H125V74L119 75L118 74ZM209 71H211V72L217 71L218 72V73L216 72L217 76H212V77L209 76L207 74ZM245 72L248 75H246ZM41 73H39L40 75H38V74H36V75L40 77V76H42ZM74 73H79L78 76H80V78H78V76L74 77L73 76ZM205 73L208 76L204 75ZM61 74L63 76H65L66 78H68V80H66L65 77L61 76ZM64 74H66V75H64ZM67 74L69 77L67 76ZM86 74H88L87 77L85 76ZM110 74H111V76H110ZM201 74H203V75H201ZM241 75L243 77L246 75V78L245 77L243 78ZM249 75L251 77H249ZM37 76H36V78H37ZM106 76H110L109 77V79H110L109 83L107 82V84H104V83L100 84V86L103 85V88H99L100 87L98 84L99 80L101 78L105 79ZM39 77L37 78V80L39 79ZM85 77H86V81H85ZM124 78H125V80H124ZM227 78L229 80L231 79L230 82L228 80V82H227L228 84L225 83V81L223 80V79L226 80ZM117 79H118V81H117ZM71 80H73V81H71ZM208 80H210V81H208ZM83 81H85V82H83ZM71 82H72V84H70ZM74 83L75 84L78 83L80 85H78V87H77V85L75 86ZM195 83L197 86L195 85ZM83 84H84V86H83ZM52 85H54V84L52 83ZM70 86H73L72 89L74 87H76L77 91L70 94L71 96L63 97V95L66 93V89L69 88ZM194 86L196 88H194ZM49 87L51 88L52 86L49 85ZM197 88L200 91H202V93L197 92L198 91ZM70 89H71V87L69 88V91H70ZM234 89H235V91L233 94L232 92ZM193 90H197V91L194 92ZM67 91H68V89H67ZM46 92H47V94H46ZM31 95H33L34 97H31ZM47 95H49L48 99H50L49 98L50 96L52 97L51 98L52 102L47 99ZM60 95L64 98L63 100H60V98L57 99V97H61ZM76 99H74V101H72V102H75ZM174 100H175V102H177L176 101L177 99H174ZM62 101L64 104L62 103ZM59 102H60V104H59ZM57 103L59 104V106L61 105L60 110H59V106ZM102 103H104V102H102ZM218 104H220V105L218 106ZM50 105H51V107H49ZM53 106L54 107L58 106V107H56V109H55ZM212 106L214 108L217 107L216 112L215 111L212 112L213 110H215L214 108L211 109ZM209 109H211V110H209ZM55 111L57 112L56 115H54V116L51 115V113L55 114ZM109 111H108V115H109ZM191 111H193V112L191 113ZM232 111H234V112H232ZM188 112H190L189 115L187 114ZM13 114H16V115L14 116ZM95 114H96V112H94V116H95ZM201 114H204V115H201ZM175 115H177V116H175ZM179 115H181L182 117H180ZM198 115H201V118H199V120H197L195 122V120L198 118L194 119L193 117H197ZM11 116H14V117H11ZM23 116L26 119V121L24 119L22 120ZM55 116H56V118H55ZM178 116H179V118H178ZM183 116H184V118H183ZM235 116H238L237 118L241 117L240 120L238 119L239 120L238 121ZM119 117L120 116L115 118L113 122H115V120L117 122V119H119ZM7 118H9V119H7ZM50 118L57 121V123L55 122V125L56 124H57L56 126L59 125V128L56 127L54 124L49 123ZM61 118H62V120H61ZM162 118H161V120H164ZM191 118H192V121L190 120ZM234 118H236V119L234 120ZM27 119H28V121H27ZM186 119H189V121H191L192 123L195 122V124L193 125V124L189 123V121ZM241 119H242V121H241ZM244 119H246V121ZM256 119H258L259 121L257 120L256 122H253ZM71 120H73L74 122L70 123ZM248 120H250V121H248ZM22 121H24L25 124ZM62 121L65 122L66 126L65 125L60 126V123H62V124L64 123ZM129 121L126 123H129ZM18 122H20V123L22 122L23 125L19 124ZM126 123L124 126H127ZM252 123H254V124H252ZM48 124L50 126H52L51 127L52 129H48V128H50ZM93 124H95V122ZM93 124L91 125L92 127H93ZM60 127L63 130H61ZM63 127H65V128H63ZM67 127L70 128L71 131ZM86 128L89 130L91 127H89V128L86 127ZM138 128L139 127H136V129L138 131H140V128L139 129ZM153 129H154V127H153ZM2 133H7V135L3 136ZM210 133H212V134H210ZM212 135H214V136L216 135L215 136L216 138ZM6 136H8V137H6ZM206 138H210V140L206 139ZM40 139H42V137ZM42 140H41V142H42ZM21 143H22V145H21ZM60 145H61V147L62 146L63 147L62 148L59 147ZM231 145H232V148H231ZM234 145L235 146L237 145L239 149L237 148V146L235 147ZM12 147H13V150H12ZM244 147H245V150H244ZM15 148H17V149L20 148V150H18V152H17L14 150ZM83 148H84V150L87 149L86 154H85V155H87L89 153L88 144L84 145ZM235 148H237V149H235ZM240 148H243V154H242V156H239L236 158L237 154H235L236 153L235 151L236 150L240 151L241 150ZM231 149H234L235 151L231 150ZM229 151H231L230 152L231 154L229 153ZM238 151H237V153H238ZM24 152H22V153H24ZM2 153L0 155L1 156L0 158H2L3 160H6L9 158V155L7 153H6V156L8 158L7 157L5 158V153L4 154H2ZM10 155H12V154H10ZM251 155H253V156H251ZM245 156L252 158L251 159V158L247 157V162L249 164L248 167L250 166V164H251V166L253 164V166L252 167L250 166L249 168H247L248 169L247 171L245 170L246 169V167H245L244 170L246 172L245 171L242 172L243 171L242 167H241L242 166V159ZM35 158H36V160H34ZM37 159H38V162H37ZM120 159H121V157L119 156V157L114 158L112 160L115 162L116 161L119 162L115 168V172H117V173L122 171V169L124 170V164L120 161ZM231 160H232V163H230ZM90 161L92 163H90ZM39 163H41V164H39ZM87 163H88V165H87ZM217 163H219V162L217 161ZM9 164L10 163H5V164L3 163L2 164L3 167L0 166V167H2V169L0 168L1 171H4V168H6V167L8 169L9 166L10 167L12 166ZM4 165H6V166H4ZM96 165H98V164L96 163ZM99 165L101 167L102 163H100ZM96 167H97L96 169L100 170V168L98 166H96ZM107 167L109 169L111 168V166L109 167V165ZM7 169H6V171H7ZM20 169H22L23 171L22 170L19 171ZM239 169L241 171H239ZM48 170H50V171H48ZM259 170H260V173H259ZM93 172H95V173H93ZM44 173H45V175H43ZM92 174L95 176L94 177L92 176V178H91ZM237 174H238V176H237ZM46 175H48V176H46ZM49 175H50V177H49ZM99 176H100V174H99ZM128 176H129L128 173H126L125 182L128 181ZM46 177H47V179H46ZM52 178H53V180H52ZM97 178H98V176H97ZM248 178H246L245 180H243V179L242 180L246 181V180H248ZM261 178H262V180H261ZM95 180L93 179V183L96 182L95 183L96 185L101 181V179H99L98 181H95ZM237 181H239V180H237ZM248 182L246 183V185L250 186L248 184ZM43 183H44V185H43ZM37 184L38 185L40 184L39 185L40 187L37 186ZM49 184L53 185L57 189L53 188L52 189L53 191H50L49 188H47V191H46V185H49ZM261 184H262V186L261 185L260 186L262 189L263 183L261 182ZM44 186H45V188H44ZM250 187H254V186H250ZM13 188H14V190H13ZM27 188H29L30 190H28ZM258 188H259V186H258ZM258 188L254 187V188H252V190H250L251 188H249V190L248 189L247 190L245 189L246 191L243 190L244 192L243 191H239V193L235 192L234 196L236 198H238L240 196H246L247 198H249V199L251 198L254 200V198H256V196L254 197L253 194H254V192L255 193H257V191L259 192ZM39 190H41L42 193H40L38 195L39 192L38 193H36V192ZM260 191H261L260 193L264 194V189L260 190ZM31 192H34V193H31ZM30 193H31V195H30ZM9 194L11 196H13V198L11 196H9ZM27 195H29V196H27ZM18 197L16 198L17 200H18ZM29 197H31V198H29ZM42 197H44V198H42ZM25 198L28 200H26ZM29 199L31 201H29ZM38 199H41L40 200L41 203H39V201H37ZM69 199L71 200V203L68 202ZM72 199H74V200H72ZM243 199H245L244 200V202H245L246 198H243ZM234 200L235 199L231 200V203H230L231 205H232V201L234 202ZM6 201H8V202H6ZM248 201L249 202H247V203L245 202L246 203L245 205L250 203V200H248ZM31 202H35V204L34 205L31 204ZM59 202H63V203L65 202L66 205H63V203L60 204ZM49 204L51 207H49ZM230 204L227 203L226 206L224 205V208ZM233 204H235V205L229 206V208L228 207L225 209L222 208L224 212L221 209L222 205H220L219 208H216V206L214 207V208H216V211L221 210L220 212L223 215H225L224 213H228L227 215L224 216V219L226 221L227 220L232 221V224L235 225V229L230 234V238L232 239V242L229 244V249H230V250H228L229 253L225 252L223 255H221L212 264H220V263L221 264H264V241L261 240V239H264V205L261 206V210L258 212V214L255 215L253 218L249 219L248 222H242V220H240V219L241 218L243 219V217L245 218L246 211L243 209L242 212H240V207L237 206V204L235 202ZM31 205H33V206H31ZM45 205H47L48 207ZM218 206L219 205L217 204V207ZM29 207L31 209H33V208L34 209L29 210L30 209ZM43 207H45V209ZM77 207H82V210L77 211L76 210ZM70 208L73 211H75V213H77V212L79 213V216H76L75 219L74 218L69 219V217L67 218V216H66V214L69 212L68 210ZM60 209L61 210L63 209V211L59 212ZM77 209H79V208H77ZM66 210H67V213H66ZM23 211H27V212H25L27 214L25 215ZM73 211H71V212H73ZM90 211H92V218L93 219L91 221L88 220L89 221L88 222L87 221L88 215L86 216L84 214H88ZM115 211L119 214H116ZM2 212H3V214H2ZM22 212H23V215H22ZM29 213H31V214H29ZM114 214H115V216H114ZM242 214H244V215H242ZM112 215L114 217H112ZM18 216H16V218ZM23 216L24 217L26 216L27 218H23ZM97 216H99L100 218ZM235 216L240 217V218L237 219V217L235 218ZM12 219H15V217H12ZM5 220H6V222H5ZM23 220H25V221H23ZM61 222H65V225H64V223L62 224ZM23 223H24V225H23ZM190 224H187V226H188L187 231L191 233V232H194L193 229L195 230V228H193L191 226L192 224L191 225ZM7 226H8V228H7ZM88 227L91 228V230H90L91 232L88 231L89 229H86ZM50 228H52L51 230H53V231H51ZM1 229H3L4 231L6 230V231L1 232ZM8 229H10L12 231L7 232ZM36 230H37V228H36ZM73 230H74V232H72ZM45 231L46 232L49 231V233H46ZM86 231H88L90 233L88 236H92V237H89L88 239H87L88 236L84 237V236H86V235H84V233ZM187 231H185V232L188 233ZM33 232H35L36 235H34ZM41 232L42 233L44 232V234H41ZM92 232H93V235L91 234ZM4 233H6L7 235L5 234V236H4ZM13 234H14V232H13ZM40 234L42 237L38 236ZM46 234H47V236H46ZM50 234L52 237H50ZM100 234H102V233H100ZM9 235H11L10 236L11 238L9 237ZM31 235H34L35 237H39L40 239L39 238L35 239ZM125 235L119 237V239H115V241L112 243H111V241L107 240L106 245L100 244L99 246L101 249L99 248V250L94 248V247L91 249L88 248L89 252L85 253L84 259H82L79 262H76L75 264H84L90 259L95 260L93 262V264H96V261L100 260L101 257L104 258V261H102L103 263L109 262L110 260L115 259L113 254H106L103 256H99V257L97 256V253L99 251H101L102 249L108 250V249H110L109 248L110 246H113L114 248H117V249L119 248V250H121L122 252L118 253L116 256H118V257L121 256V254L123 252H125L126 249L128 248L130 241L133 239V238H130L131 236H128L125 238ZM2 236H3V238L6 237L4 239L5 240L7 239V241L3 240ZM12 237H14V238H12ZM100 237H101V235H100ZM123 237H124V239L122 240ZM8 238H10V240ZM17 238L20 239V242H22V243L18 244L19 241H16V240H18ZM31 239H33V240H31ZM56 239H57V241L59 240L58 241L59 244L57 242L56 243L54 242ZM8 240L11 243L14 242L13 245L11 243H9ZM96 241H97V239H96ZM218 241H216V243L219 246V245H221V243H219ZM28 242H29V244H28ZM31 242L34 243V246H31V244H30ZM68 243H70V244H68ZM53 244L58 245V247H60L62 249V250L61 249L59 250V248L57 249V247H55V251L57 249V251H56L57 253H55V251L53 249L54 254H57V255H54V254L51 255L52 247H54ZM93 244L94 243H92V245ZM62 246H64V249L62 248ZM26 247H28V248H26ZM31 248H33V250H30ZM42 248H43V251H42ZM25 249H26L27 253H26ZM35 249H36V251H35ZM71 249H69V250H71ZM22 250L24 251V253ZM31 251H33V252H31ZM45 251H46V257L43 254V253H45ZM61 251H65V254H63V252L61 253ZM76 251H80V249L77 247ZM25 256H27V257H25ZM59 257L61 258L60 263H59V259H60ZM50 258H52V259H50ZM57 259H58V261H57ZM46 261H47V263H46ZM48 262H50V263H48ZM69 264H74V263L71 262Z\"/></svg>","mask_w":264,"mask_h":264},{"label":"snow or ice","instance_id":"3","mask_svg":"<svg viewBox=\"0 0 264 264\" xmlns=\"http://www.w3.org/2000/svg\"><path fill=\"white\" fill-rule=\"evenodd\" d=\"M102 261H104V258L103 257H101L100 260L96 261V264H101ZM105 264H106V262H105Z\"/></svg>","mask_w":264,"mask_h":264}]
</instances>
